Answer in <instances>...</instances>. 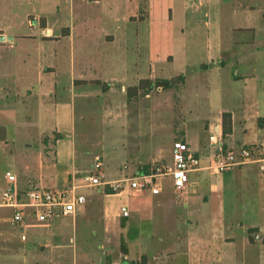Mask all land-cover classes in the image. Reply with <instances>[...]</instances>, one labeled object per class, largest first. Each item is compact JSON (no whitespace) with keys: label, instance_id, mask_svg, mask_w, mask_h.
<instances>
[{"label":"crops","instance_id":"crops-1","mask_svg":"<svg viewBox=\"0 0 264 264\" xmlns=\"http://www.w3.org/2000/svg\"><path fill=\"white\" fill-rule=\"evenodd\" d=\"M221 20H228L232 30L248 35L230 38L226 45L230 47L216 57L206 31L205 56L204 24L210 28ZM175 21L187 31L186 38L179 43L175 40L171 49L157 48L151 39L154 25ZM0 35L8 37L0 40V154L11 161L3 178L6 182L7 171L15 173L23 190L64 187L81 172H90V155L79 154L77 149L78 95L84 111L89 93H109L117 82L125 89L142 79L181 75L164 76L163 69L153 67L156 56L174 62L180 53L194 66L208 58L212 63L203 65L207 70L220 62L219 85L212 92L219 103L216 112L202 115L194 110L193 117L225 147L243 146L237 140L238 130L246 134L253 128L262 133V138L249 139L246 145L264 140V121L259 122L264 118V0H0ZM219 41V46L223 45L222 39ZM241 61L247 62L244 71H225ZM148 105L129 103L123 107L129 115ZM224 112L232 113V132L223 138ZM180 120L186 125L185 119ZM30 129L26 140L33 143H26V149L15 147L24 130ZM182 133L166 136L168 140L154 142L146 151L138 141L136 151L131 152L133 160H163L172 165V147L177 139L187 141L205 157L207 153L192 144L194 136ZM206 165L203 159V167L191 172L190 182L182 191L176 190L172 181L168 185L167 177L157 194L150 189L135 194L128 188L107 192L103 187L85 193L82 189L92 186L79 185L78 191L87 200L71 215L74 221L76 218L77 224L78 216L91 214L95 206L101 210L103 221L98 254L87 248L82 262L77 256L72 262L66 261L70 247L75 248V255L77 251L74 237L66 231L67 221H60L57 231L44 232L39 229L51 228L56 217L49 225L32 224L35 220L29 217L31 225L26 229L10 224L12 230H19L15 233L2 225V221L10 223V208L11 215L0 216V252L8 253L9 244L19 233L25 243L14 254L22 261L11 262L6 257L0 264H264V223L246 222L255 199L258 205L264 203V172L255 163L218 173ZM94 167H101L107 181L130 174L129 169L121 176L106 173L100 160ZM211 174L221 176L214 182ZM122 205L128 206L129 216L121 214ZM256 213L261 220L262 206ZM203 223L212 225L203 231ZM215 223H221L222 230L214 228ZM250 228L257 230L250 233ZM93 232V236L99 235Z\"/></svg>","mask_w":264,"mask_h":264},{"label":"rangeland","instance_id":"rangeland-1","mask_svg":"<svg viewBox=\"0 0 264 264\" xmlns=\"http://www.w3.org/2000/svg\"><path fill=\"white\" fill-rule=\"evenodd\" d=\"M224 7L225 6H223V8ZM213 8L215 9V7ZM204 21L205 19L203 22ZM178 22L179 21H175L174 23L165 22L163 24H155L151 36L152 43L157 48L160 47L162 50L175 47V40L179 43L181 39L186 38V34L184 32H187L182 31V29L178 26ZM206 31H208L211 38L209 43L211 42L210 47L212 52L215 54L217 52L215 55L216 57L218 54H221L220 52L226 51L230 47L226 46L229 43L230 38L237 37L240 34L243 36L242 33L248 35L245 31L232 30L228 20H221L217 22L216 25L213 24L210 28L204 24L202 39H204L203 47L205 48V51L203 54L205 56L208 49ZM221 39L223 41V45L219 46V40ZM177 48L182 49L180 44L177 45ZM233 52L235 54L238 53V46L233 48ZM229 53L230 52H227L225 54L230 56L231 54L229 55ZM211 63L212 61L207 58L206 62L200 61L196 66L193 65L194 63H189L190 65H188L180 53L176 56V60L174 62L168 59L162 60V58L156 56L154 58V68L159 69V71L163 69L164 76H168L169 78L173 75L184 74L187 78L186 84L185 81L177 80V82L174 83V86L172 85L170 88H154L148 90V93L145 91H139L137 95L130 98L127 93L128 87L123 89L120 87V83L117 82L115 88L111 92L105 94L98 93L100 94V96L98 95L99 97L96 96L94 92L89 93L91 96H89L90 100L87 101L88 109L84 111L83 104L80 100L81 98L78 95L76 126L77 149L79 154L84 152L86 155H90L88 166H91L87 167L90 169V172H81V175L85 173L102 174V169H100L101 167L99 169L94 167L95 163L99 160L103 162L106 173H110V171H112L115 176H121V172L125 169L130 170V174L126 175H131L141 169L151 170L155 165H167L163 160L154 162L147 159H137L138 161L141 160L143 162L135 163L137 160H133L131 152L136 151L135 144H137L138 141L142 145L141 149L146 151L154 142L161 140L166 141L168 140L166 136L169 137L173 133H175V135H179L183 134L182 132H190L196 141H193L192 144L203 153H208V150L210 149L211 136L204 129L205 127H203V124H199L198 120L193 117V113L195 112L194 110H196L202 115L214 114L219 104L215 94L212 92H214L216 87L219 85V71L217 66H221L222 64L220 62H215V68L211 67L208 70L203 67L204 64ZM246 63L242 61L239 63L234 62L233 65L228 66L225 71H228V73H231L232 71L235 73L236 70L242 72L244 71V65H246ZM130 71H136V69H130ZM196 79L197 83H195ZM206 93H209V95L207 96ZM129 103H148L149 105L146 109L138 112L141 116H139L140 114L138 115L136 111L127 115L123 106ZM113 106H116V108H113ZM117 106L122 107V109L119 110ZM83 113L84 117L82 116ZM181 118L187 121L186 125H183L180 120ZM30 131L32 132V129L24 130L23 136H21V139L16 141L15 147H23V149H26V146H24L26 143H33L32 141L26 140ZM262 136V133L256 132L253 128L249 129L246 134L240 132V130L237 131V140L242 145H246L248 142L247 140L249 139L253 140L262 138ZM190 138L192 139V136H190ZM190 138L188 139L192 142ZM10 145H12V143H10ZM33 148L37 151L36 146ZM97 157L99 158L96 161ZM9 165H11V161L2 158L0 154V191L6 187L3 172ZM207 173L210 174L211 172L207 171ZM124 176H121L119 179H122ZM217 176L211 174L210 180L216 182L218 179ZM166 177L167 184L171 185L172 178L170 176ZM98 187H101V189L104 188L103 191H107V188L110 186H92L82 189V191L85 193L95 190L98 191ZM254 191L256 192V189H254ZM258 204V201L255 199L252 206L257 207H254L255 210L251 208L252 206L250 207V215L246 221L248 225H258L264 223V203H262V205ZM261 206L263 214L260 220L256 211L258 207L260 210ZM11 213L12 209L8 207H0V216H9ZM101 217V210L99 207L95 206L92 208L91 214H86L85 212L80 214L77 218V224L75 222L76 218L74 221V218L71 215L68 217L60 215L56 216L51 228H41L39 230L44 232L57 231L58 226L56 225L60 221H67L68 229H66V231H69L70 237H74L75 244L77 245V251L75 255V248L70 247L66 252V261L72 262L74 259L76 260L75 257L77 256V260L82 262L83 254L87 248H89L94 254H98L96 247H98L99 243L102 241L100 234H102L103 231V221ZM206 224L203 223L202 226H200L202 230L208 229L209 226L212 225V223L209 225ZM2 225L8 230L11 229L10 231H14L12 230L13 226L11 227L10 223L2 221ZM213 227L222 230L221 223H215ZM234 229L235 231L240 230V228ZM94 230L99 232V235L93 236ZM14 232L17 233L16 231ZM18 235L19 236L9 244L10 250L8 253L5 249L4 253L0 252V261L1 258L6 257H8L11 262L22 261V259L18 258V255L15 256L14 254L19 248L23 247L25 243L21 240L19 233Z\"/></svg>","mask_w":264,"mask_h":264},{"label":"built area","instance_id":"built-area-1","mask_svg":"<svg viewBox=\"0 0 264 264\" xmlns=\"http://www.w3.org/2000/svg\"><path fill=\"white\" fill-rule=\"evenodd\" d=\"M210 139L212 147L205 157L195 152L187 141L177 139L172 147V165H155L149 172H137L112 181L105 180L102 174L85 173L64 187H31L23 190L19 187L17 175L7 171V184L1 192L0 207L12 208L13 213L8 221L15 227L26 229L31 225L29 217L35 220L32 224L49 225L56 216L75 214L87 200L86 195L78 191L79 185H108L116 192L128 188L135 194L150 189L157 194L162 192L163 178L170 176L174 188L182 191L190 182L191 172L203 167V159L207 160L206 167L216 173L251 163L257 164L264 172V140L257 144L229 148L216 135ZM121 214L129 216L127 205H122Z\"/></svg>","mask_w":264,"mask_h":264},{"label":"trees","instance_id":"trees-1","mask_svg":"<svg viewBox=\"0 0 264 264\" xmlns=\"http://www.w3.org/2000/svg\"><path fill=\"white\" fill-rule=\"evenodd\" d=\"M185 76L183 74L179 75L178 77H173L171 79H142L138 84L132 85L128 87V96L131 98L138 94L139 91H148L155 87L162 86V87H171L174 86V83L177 82V80L184 81ZM223 138L226 137L228 134L232 132V113L231 112H224L223 115ZM264 121V118H260L259 122L262 123ZM59 135V133H58ZM225 146V145H224ZM107 192H116L111 187L107 188ZM257 228H250L249 232L252 233L256 231Z\"/></svg>","mask_w":264,"mask_h":264},{"label":"water","instance_id":"water-1","mask_svg":"<svg viewBox=\"0 0 264 264\" xmlns=\"http://www.w3.org/2000/svg\"><path fill=\"white\" fill-rule=\"evenodd\" d=\"M5 39H8L6 35H0V40H5Z\"/></svg>","mask_w":264,"mask_h":264}]
</instances>
